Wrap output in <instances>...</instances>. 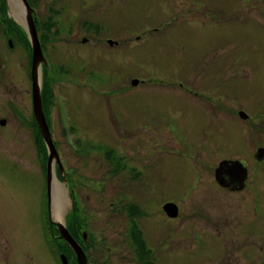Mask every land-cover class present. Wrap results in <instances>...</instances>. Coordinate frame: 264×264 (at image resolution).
I'll use <instances>...</instances> for the list:
<instances>
[{
    "label": "rangeland",
    "instance_id": "rangeland-1",
    "mask_svg": "<svg viewBox=\"0 0 264 264\" xmlns=\"http://www.w3.org/2000/svg\"><path fill=\"white\" fill-rule=\"evenodd\" d=\"M5 1L0 20L13 34L8 19L25 31L19 1ZM31 4L55 70L41 77L44 95L53 103L49 83L60 79L54 95L74 125L68 135L54 126L65 177L54 167L49 198L57 186L64 200L57 221L73 240L66 216L73 210L86 221L95 241H81L88 264H141L121 202L141 213L142 241L154 264H264V164L254 157L264 146V0ZM4 35L0 118L10 116L12 106L26 111L29 97L23 71L29 56L22 50L29 41L24 34L25 45L12 46ZM28 134L0 126V264H60L58 256L77 264L55 239L50 220L56 212L52 203L48 212L44 196L48 155L45 173L38 156L43 147ZM222 160L243 163L246 189L229 192L216 184L213 173ZM117 161L123 162L118 168ZM253 193L262 214L257 222ZM168 202L179 205V214L165 215Z\"/></svg>",
    "mask_w": 264,
    "mask_h": 264
},
{
    "label": "flooded vegetation",
    "instance_id": "flooded-vegetation-1",
    "mask_svg": "<svg viewBox=\"0 0 264 264\" xmlns=\"http://www.w3.org/2000/svg\"><path fill=\"white\" fill-rule=\"evenodd\" d=\"M18 1L20 3V7H21L23 0H18ZM25 1L33 9V6L31 4V0H25ZM32 1H37V0H32ZM48 1H50V0H48ZM54 2H55V0H54ZM4 6L7 7V2L5 0H0V7H4ZM4 12H6L5 7H4L3 13ZM23 13L24 14L22 16H23V20H24L25 19V12H23ZM31 18H32V21H33V23L35 25L37 36H38V39H39V42H40L41 37L42 36L45 37V33L41 31L42 29H40L41 21H40L39 18L37 19V14L35 13L34 9H33V13H31ZM12 22L9 19L7 21V23L11 27H13L12 26ZM4 25L5 24L0 20V32L1 33L3 31L5 32L6 36L5 35L4 36L6 37L7 43L8 44L9 43L12 44V46L14 44H15V46H18L19 40H21V44H22V46H24L25 43L23 42L22 39H24L25 35L27 37L26 31H24L22 29V31L20 32V30L18 28H16L15 29L16 30V34H13L12 32L9 31L10 27L5 25V27H7L5 29ZM38 32L40 33L41 37L39 36ZM8 35H11V36H8ZM27 39H28V37H27ZM40 46H41L42 53H43V55H44V57H45V59L47 61L46 64L45 63L42 64L41 71H40L41 74L39 73L41 107H42V112H43L46 124L48 126V129H49L51 135H55V127H54L55 124L58 125L59 131L61 130V135L74 134V128H73L74 125L72 124L69 115L67 113L63 115V113L60 112V107L58 106L59 100L54 95L53 103H51L50 102V97H48V96L45 97V95H44L41 77L44 76L45 79H46L47 76L51 77L52 75L55 74V70L53 69V71H52V62H51V59L49 58V56L44 51L45 47L42 45V40L40 42ZM22 50H23V52L24 51L25 52L28 51L27 53H28V56H29L28 63L26 62V69L25 70L23 69V71L26 74V82H27L28 87H29V89H28L29 97H28V100H27V105L25 106V108H27V109H26V111H21L20 109L18 110L17 108L12 106L11 110H8L10 116H6V117H3V118H0V126L5 128L6 124L9 123V125H11L13 128L14 127H19L20 129H23L24 131L29 133L28 134V138H30V137L33 138L34 139V143L36 145H38L39 147H43V150L45 152L44 154H39L38 153V156H40V159H41V160L40 159L39 160H40V163L42 164V169H43L44 168V164H43L42 161L47 158V153H46V148H45V146H44V144L42 142V139L40 137V131H39L38 125H37L36 120H35V115H34L33 106H32L31 49L29 48L28 45H25V47H23ZM0 64H1V62H0ZM1 67H2V64H1ZM1 67H0V69H1ZM51 71H52V74L50 73ZM61 82L62 81L60 79H57V81L53 84V89L57 88V90L60 91L59 89H60V83ZM52 94H53V91H52ZM196 94L197 93H194V95H196ZM60 97L61 98L63 97L62 94H60ZM66 104H67V102H66ZM56 106H57V108H56ZM53 109H55V111H56L54 116H53ZM236 113L238 115V110H237ZM13 121H15L16 124H14ZM258 148H264V146L263 147L262 146L261 147H257V149ZM78 151H80V150H78ZM77 153H74V155H77ZM258 162H259V164H264V158L261 161H258ZM122 164H123V162L118 161L117 163H115L116 168H118V166H121ZM42 169H41V171H42ZM119 198H120V200H121V198L123 199V197H121V196ZM255 202H256V199L253 197L252 198V204H251L252 215L257 216V214H256L257 211L253 207ZM257 202H258V198H257ZM123 203L124 202H121V206L120 207H121V209H123V212H124V205H122ZM259 211H260V209H259ZM260 215L262 216V214H260ZM140 217H141V214H136V217L134 219V223L136 225L135 228L137 230V235L139 236V239L141 240L142 231H141V228H140V226H141L140 225ZM129 223H131V222H129ZM129 238H130V235H129ZM56 240H58V239H56ZM76 240L78 241V244L80 246H81L82 243L84 245H89L90 243H94L95 242L94 240H92V241H89L88 243H85L82 240V243H81L79 234H76ZM58 241H60V239ZM49 244L53 245V243H49ZM58 257L60 258V256H58ZM59 263H60V259H59Z\"/></svg>",
    "mask_w": 264,
    "mask_h": 264
},
{
    "label": "water",
    "instance_id": "water-1",
    "mask_svg": "<svg viewBox=\"0 0 264 264\" xmlns=\"http://www.w3.org/2000/svg\"><path fill=\"white\" fill-rule=\"evenodd\" d=\"M23 8L26 11V26L28 29L29 34V40L32 45L33 49V63H32V69H31V77H32V104H33V112L36 118V122L38 124L39 130L41 132V137L46 145L47 151H48V175L49 179L47 178V186L50 187L51 184V175H52V169L53 164H57L59 167L60 172H63V169L61 167V164L58 159V155L56 153V150L54 148L49 130L46 126L44 116L41 110V103H40V81L38 77V65L41 61V53L40 48L38 46L37 37H36V31L33 26L32 20H31V10L27 3L23 0L22 2ZM137 82L134 81L133 84H136ZM240 116L245 117L243 113H240ZM255 157L258 160H261L264 158V149H259L257 151V154ZM247 176V171L237 160H223L221 161L218 166L214 170V179L216 183L226 188L230 191H239L243 188L244 182ZM47 196H48V204L50 203L49 197H50V188L47 187ZM172 207V208H171ZM166 214L169 217H173V215H176L175 206L170 204L166 205L165 207ZM170 209V210H169ZM55 222H52L57 227V231L59 233L58 238L63 239L65 241V244L71 249L73 252L77 264H88L87 256L85 255L84 251L81 249L80 245L76 243L70 235H68V232L64 226V224L60 221H57L58 219H55ZM85 235V233H83ZM62 264H67L64 257H60Z\"/></svg>",
    "mask_w": 264,
    "mask_h": 264
},
{
    "label": "trees",
    "instance_id": "trees-1",
    "mask_svg": "<svg viewBox=\"0 0 264 264\" xmlns=\"http://www.w3.org/2000/svg\"><path fill=\"white\" fill-rule=\"evenodd\" d=\"M3 11H4V7H0V13H2L3 15ZM13 29H16L17 27L12 23ZM22 31V30H21ZM18 33V32H17ZM49 88L51 91L53 88V85H51L49 83ZM49 92V91H48ZM108 159H110L108 157ZM122 205H124V212H125V216H126V220L131 222L130 223V227L128 230V236L130 235V247H132V250L134 249V253H135V258L136 260L140 261L141 264H154L153 260L151 259L152 255V250L147 248V243H141L142 240L139 239V236L137 235V230L135 228V223H134V219L136 217V214H141L140 212H137L135 207L133 204L131 203H123ZM86 208V205L84 207V209ZM44 214L46 215V220L43 221V226H44V238L48 241L46 243H48V246L50 245L49 243H52V240L50 239V232L48 230L49 226H48V213L44 212ZM76 212L71 210L70 213L66 216V224L68 225V227H70L73 231H74V236L76 234H80V231H82L83 226H86V221L80 222L81 220L76 218ZM126 221V222H127ZM48 232V234H47ZM51 240V242H50ZM66 249H68V247H66L65 244H62ZM70 249V248H69ZM71 250V249H70ZM51 252H53V248L51 250Z\"/></svg>",
    "mask_w": 264,
    "mask_h": 264
},
{
    "label": "bare ground",
    "instance_id": "bare-ground-1",
    "mask_svg": "<svg viewBox=\"0 0 264 264\" xmlns=\"http://www.w3.org/2000/svg\"><path fill=\"white\" fill-rule=\"evenodd\" d=\"M11 6L13 7L12 3H11ZM21 8V7H20ZM18 12L19 14L21 13L23 15V12H22V8L21 10L18 8ZM15 13L17 14V12L15 11ZM14 17L18 20V16L16 17L15 14H14ZM19 21V20H18ZM56 188L54 189V192H53V199H50V204L52 203L53 205V209L55 210V215L54 217L58 220H60V213H61V207H62V204H63V199L62 198H59V195H58V191L59 189L57 188V186H55ZM53 200V201H52ZM62 203V204H61Z\"/></svg>",
    "mask_w": 264,
    "mask_h": 264
}]
</instances>
